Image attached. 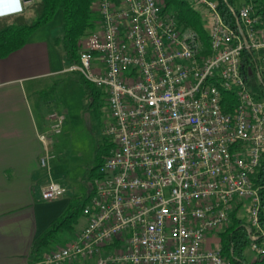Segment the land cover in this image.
<instances>
[{
  "label": "built area",
  "instance_id": "obj_1",
  "mask_svg": "<svg viewBox=\"0 0 264 264\" xmlns=\"http://www.w3.org/2000/svg\"><path fill=\"white\" fill-rule=\"evenodd\" d=\"M188 1L205 34L164 0H95L96 29L79 41V59L65 72L104 91L112 146L91 185L84 227L37 264H230L219 232L246 202L250 248L264 252L251 178L264 152V96L242 72L249 50L264 91V19L245 0H225L233 24L219 0ZM64 118L50 112L40 134L43 167L55 158L49 146ZM65 192L52 181L41 197Z\"/></svg>",
  "mask_w": 264,
  "mask_h": 264
},
{
  "label": "crops",
  "instance_id": "obj_2",
  "mask_svg": "<svg viewBox=\"0 0 264 264\" xmlns=\"http://www.w3.org/2000/svg\"><path fill=\"white\" fill-rule=\"evenodd\" d=\"M34 1L0 0V18L31 17ZM56 33L49 22L22 48L0 58V264L37 263L35 240L70 201L64 198L66 192L52 201L42 200V189L52 180L40 163L45 154L40 134L48 131L52 111L31 99L51 78L65 74L69 64Z\"/></svg>",
  "mask_w": 264,
  "mask_h": 264
},
{
  "label": "trees",
  "instance_id": "obj_3",
  "mask_svg": "<svg viewBox=\"0 0 264 264\" xmlns=\"http://www.w3.org/2000/svg\"><path fill=\"white\" fill-rule=\"evenodd\" d=\"M227 1L228 3L236 2V0ZM94 2L95 0H37L31 4L33 12L31 17L18 15L0 18V58H5L22 48L33 32L51 22L56 12L61 10L63 13L62 36L57 37L56 40L63 46L69 62L78 61L79 41L96 29L98 17L93 10ZM164 2L167 7L177 12L180 22L205 34L202 15L188 0H164ZM245 3L252 4L255 14L264 19V0H245ZM219 7L224 18L233 24L234 18L225 0H219ZM242 72L249 88L258 96H264L262 85L256 78L252 67V54L249 50L243 52ZM81 81L85 85L86 93L92 99L88 106L97 108L103 106L106 99L104 91L87 81L83 76H81ZM226 108L230 110L231 103ZM105 142L103 151L101 150L103 145L99 146L97 162L89 171L91 184L99 175L105 156L111 149L112 145L109 142L107 144V140ZM251 178L255 186L259 188L261 196L259 221L264 230V152L259 165L251 174ZM92 194L93 192L90 191L82 198L73 197L70 199L63 213L39 235L33 245L35 261H39L46 252L55 249L56 245L62 241L61 236L64 233L74 230L75 224L83 215V209ZM240 209L241 206H238L232 210L230 223L219 232L222 254L229 259L230 264H264V252L252 251L254 254L252 256L246 254L247 248H250V237L247 229L248 224L240 216Z\"/></svg>",
  "mask_w": 264,
  "mask_h": 264
},
{
  "label": "rangeland",
  "instance_id": "obj_4",
  "mask_svg": "<svg viewBox=\"0 0 264 264\" xmlns=\"http://www.w3.org/2000/svg\"><path fill=\"white\" fill-rule=\"evenodd\" d=\"M62 21L63 14L60 10L51 21L59 37L62 36ZM31 99L35 104L41 103L45 111L51 110L64 115L62 133L52 136L49 146L50 152L56 158L48 160L44 168L48 179L67 187L64 198H82L91 191L89 171L97 162L99 146L103 145V151L107 140L105 131L111 120L107 100L105 99L103 106L99 108L88 106L92 99L86 93L81 75L77 72H65L51 78L42 92H33ZM248 207L249 203L246 202L240 211L245 220L248 218ZM85 223L86 217L82 215L74 230L64 233L61 236L62 241L56 246L73 240ZM246 254L254 255L250 248H247ZM87 261L88 264L95 263L93 259Z\"/></svg>",
  "mask_w": 264,
  "mask_h": 264
},
{
  "label": "water",
  "instance_id": "obj_5",
  "mask_svg": "<svg viewBox=\"0 0 264 264\" xmlns=\"http://www.w3.org/2000/svg\"><path fill=\"white\" fill-rule=\"evenodd\" d=\"M31 0H24V2H30Z\"/></svg>",
  "mask_w": 264,
  "mask_h": 264
}]
</instances>
